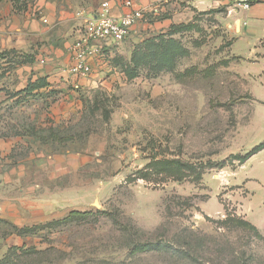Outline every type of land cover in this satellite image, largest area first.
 Masks as SVG:
<instances>
[{
  "label": "rangeland",
  "instance_id": "obj_1",
  "mask_svg": "<svg viewBox=\"0 0 264 264\" xmlns=\"http://www.w3.org/2000/svg\"><path fill=\"white\" fill-rule=\"evenodd\" d=\"M34 1L26 5L39 18ZM154 6L144 17L159 22L153 34L173 12L199 28L174 35L189 55L172 69L152 61L134 79L124 73L93 89L74 87L66 72L52 95L13 97L47 66L43 42L26 33L16 47L34 63L0 58V139H17L1 157L0 264H264V149L234 158L264 141V20L234 1L192 17L186 0ZM237 19L242 31L226 25ZM140 43L117 59L123 72ZM49 101L59 118L56 139L45 140L40 115ZM154 156L195 169L183 180H133ZM227 215L261 236L224 225ZM141 242L154 247L135 253Z\"/></svg>",
  "mask_w": 264,
  "mask_h": 264
},
{
  "label": "crops",
  "instance_id": "obj_2",
  "mask_svg": "<svg viewBox=\"0 0 264 264\" xmlns=\"http://www.w3.org/2000/svg\"><path fill=\"white\" fill-rule=\"evenodd\" d=\"M28 1L29 0H27V2ZM103 1L110 2L114 15H121L128 10L123 4L124 0H70V7L62 0H35L33 8L36 9L37 7L40 11V17L37 18L36 15L33 17L29 13L32 9L31 4H29L26 9L18 10L16 4L22 3V0H0V48L6 46H10L11 48L21 47L19 46V44H21L20 40L23 34L26 33L31 35L36 41L40 39L41 42H43L42 53L39 54L40 62H46L47 66L43 68L40 74L35 76L33 80L39 77H45L47 78L48 86L37 91L45 93L54 90L55 87L56 89L62 87L61 85L65 84L63 78L67 77L68 74H66V72L69 73L65 68L68 66L70 67L72 64L70 48L77 36V29L84 22L86 17L96 12ZM133 1L138 6L149 7L161 0ZM232 1L233 0H186L187 6H184L182 10L184 13H189L190 17H192V15L196 13L211 12L212 9H217L219 6H226L228 8ZM250 12L256 19L261 21L264 20V2L254 3L248 13ZM178 18L179 16H176L175 12H173L171 16L161 20V26L165 29L157 34H153L152 31L154 32L155 29L158 28L159 22L152 23L143 18L134 26L131 35L123 42H104L102 45V55L99 54L89 59L92 71L88 76H76L70 73L73 86L76 88L82 86V88L89 89L98 86H108V88H111L116 79L124 74L118 64H116L115 59L119 58L122 54H130L128 49H130L133 44L142 42L160 33H166L170 29L171 24L182 23L183 21ZM237 20L241 21L239 29L235 26ZM237 20L234 24L228 22L226 24L227 27L233 26L235 31H242L244 29L242 20ZM2 50L4 49L0 51ZM111 59L114 60V64H111ZM53 80H56L58 84H53ZM56 104L57 103H52L51 101L47 102L46 110H42L40 115V124L43 127H47L50 131L48 136L44 138L45 140L54 139L53 136L56 135L53 132L54 126H56L59 118ZM68 112L69 110L63 113V119H66ZM38 140H40V137H38ZM16 141L17 139H0V165L3 163L1 157L10 154ZM1 183L2 178L0 177V185ZM5 202L3 194L0 192V216L7 215V206Z\"/></svg>",
  "mask_w": 264,
  "mask_h": 264
},
{
  "label": "trees",
  "instance_id": "obj_3",
  "mask_svg": "<svg viewBox=\"0 0 264 264\" xmlns=\"http://www.w3.org/2000/svg\"><path fill=\"white\" fill-rule=\"evenodd\" d=\"M27 0H22V3L16 4L18 10L26 9ZM198 26L193 22L188 24L179 23V24H171L170 29L166 33H160L156 36H152L143 40L139 45L135 47L132 52V57L130 62L123 68L124 73L127 75L129 79H134L140 75V68L152 61H156L161 68L172 69L175 66L176 62L179 58L189 55V50L183 46L180 40H178L174 35L177 33L198 30ZM20 55V56H19ZM0 58L8 60L11 58V63L16 64L18 67L20 65L31 64L35 61V56L32 54H28L22 52L16 48H12L10 50L0 51ZM20 59H22L20 61ZM118 59V58H117ZM117 59H115L116 64H120ZM9 61V60H8ZM48 86L47 78L39 77L36 80H30L28 84L16 92H14L13 97H20L22 95H43L46 94L38 92L43 87ZM37 91V92H36ZM55 93V90H50L49 95ZM56 139V135L53 136ZM58 140V139H57ZM67 138H61L60 141H66ZM264 149V141L260 142L258 145L253 147L246 154H237L234 156L239 162H245L251 156L258 153L259 151ZM212 162L208 163V166H213ZM224 165V164H222ZM195 169V165L191 163H184L179 159L175 158H157V156L151 157V160L146 164V166L138 170L137 175L132 178L143 179L146 181H155L158 177L163 178H172L175 180H183L188 176L192 175V170ZM202 174L201 171L197 172L196 176L200 177ZM87 212H77L72 211L70 215H85ZM224 225L229 227H240L245 228L251 231H254L257 236H261L259 229L252 224L250 221L245 220L241 217L235 215H227L225 219L222 221ZM50 222L47 225H51ZM153 244L151 242H141L133 248L135 253L147 252L153 249ZM26 248V247H25ZM19 250V248H14ZM28 250H24L25 252L34 251L35 248H27ZM22 250V249H21Z\"/></svg>",
  "mask_w": 264,
  "mask_h": 264
},
{
  "label": "built area",
  "instance_id": "obj_4",
  "mask_svg": "<svg viewBox=\"0 0 264 264\" xmlns=\"http://www.w3.org/2000/svg\"><path fill=\"white\" fill-rule=\"evenodd\" d=\"M235 6L250 10L254 3L264 0H233ZM128 10L121 15H114L109 1H103L94 14L86 17L77 29V36L70 51L72 64L69 73L76 76H88L92 67L89 59L102 55L104 42L120 43L126 40L134 26L141 21L146 13L156 11L155 6L141 7L133 0H124Z\"/></svg>",
  "mask_w": 264,
  "mask_h": 264
},
{
  "label": "water",
  "instance_id": "obj_5",
  "mask_svg": "<svg viewBox=\"0 0 264 264\" xmlns=\"http://www.w3.org/2000/svg\"><path fill=\"white\" fill-rule=\"evenodd\" d=\"M240 23H241V21L240 20H237V22H236V27L239 29V27H240Z\"/></svg>",
  "mask_w": 264,
  "mask_h": 264
}]
</instances>
